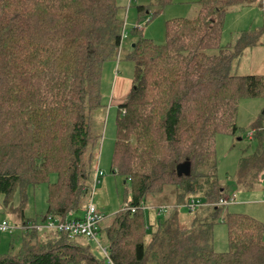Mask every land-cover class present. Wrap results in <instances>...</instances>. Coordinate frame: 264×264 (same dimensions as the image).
<instances>
[{
  "label": "trees",
  "instance_id": "trees-1",
  "mask_svg": "<svg viewBox=\"0 0 264 264\" xmlns=\"http://www.w3.org/2000/svg\"><path fill=\"white\" fill-rule=\"evenodd\" d=\"M152 1L161 8L174 2ZM251 1L264 13V0ZM246 2L201 0L195 17L168 21L163 45L140 36L131 47L128 59L136 74L119 106L112 172L124 178L132 200L100 228L113 264H264V223L248 215L227 212L230 251L219 253L213 246L216 220L226 209L219 201L230 197H224L218 179L216 137L239 131L241 99L264 97V75L232 71L257 32L221 45L228 9ZM138 12L150 13L146 6ZM124 33L117 0H0V200L5 205L18 190L24 204L27 187L48 183L42 221L86 209L101 144L93 117L103 108V69L119 57ZM261 33L264 37V28ZM253 132L250 139L259 148L241 158L238 176L254 170L258 180L264 174V109ZM170 189L176 207L200 194L211 221L190 231L174 211L149 234L146 201ZM86 196L90 200L83 206ZM27 223L23 217L21 226ZM50 233L52 240L42 239ZM23 241L20 253L1 256L0 264H106L82 237L24 230Z\"/></svg>",
  "mask_w": 264,
  "mask_h": 264
},
{
  "label": "rangeland",
  "instance_id": "rangeland-1",
  "mask_svg": "<svg viewBox=\"0 0 264 264\" xmlns=\"http://www.w3.org/2000/svg\"><path fill=\"white\" fill-rule=\"evenodd\" d=\"M201 0H174L166 7L157 6L152 0H117L121 7V16L125 21V35L123 51L115 60L105 64L102 79V103L101 108L93 117V129L98 131L101 136V144L98 152V166L105 173L103 180H108L109 185V207L103 210L105 216L101 224L103 229L113 216L125 208L131 195L127 197L124 178L114 175L112 172L113 155L117 138L116 118L119 109H114L110 117V105L108 104V91L112 85L113 67L114 74L124 75L127 72L134 75L135 65L128 59L129 51L140 36L152 40L158 45H163L167 39V23L170 20L181 18H193L199 11ZM259 1V0H258ZM138 6L149 8V14L143 17L138 12ZM139 27L137 33L134 28ZM264 28V13L261 4L247 0L241 6H234L228 9L221 38V45L227 47L234 45L241 34L245 32H257V39L249 46L243 54L235 59L232 71L236 75H264V37L261 30ZM112 64V65H111ZM130 66V67H129ZM109 67V68H108ZM106 68V69H105ZM132 68V70H131ZM134 72V73H133ZM264 109V97L243 98L239 103L237 126L239 131L235 135L220 133L216 137V157L218 167V179L225 191L224 197L232 196L236 199L235 203L226 206L225 212L220 219L216 220L213 230V246L215 251L225 253L230 251L228 226L224 224L226 213H237L248 215L264 223V179L262 174L259 179H255V171H249L244 177L238 176L239 165L243 156H251L257 152L259 143L257 140L250 139V133L254 125L260 118ZM116 115V116H115ZM110 117V119H109ZM252 138V137H251ZM51 182L55 183L58 176L53 174ZM99 186V185H98ZM48 183L38 186L30 185L26 189L27 200L23 204V198L18 190L8 205L0 200V226L3 222H8L12 230L3 233L0 231V257L7 254H18L23 248L24 230L21 227L23 217L33 223L37 221L42 224V218L48 211ZM127 197V200H126ZM194 199L199 200L201 195H195ZM90 196L83 199V206L87 205ZM177 198L173 190H168L162 195H151L146 201V221L148 215L156 216L158 220H163L166 214H158L159 208L168 207L169 213L178 212L179 223L187 230L199 231L211 221L210 210L206 204L201 205L197 211L189 212L187 207L182 204L176 207ZM185 201H187L185 199ZM184 201V202H185ZM81 213L78 211L77 213ZM43 236L42 239L50 241L54 238ZM150 238V237H149ZM148 238V239H149ZM99 242L104 248H108V241L104 231L99 233ZM92 252L100 260L108 264L101 249L94 242L89 243Z\"/></svg>",
  "mask_w": 264,
  "mask_h": 264
},
{
  "label": "built area",
  "instance_id": "built-area-1",
  "mask_svg": "<svg viewBox=\"0 0 264 264\" xmlns=\"http://www.w3.org/2000/svg\"><path fill=\"white\" fill-rule=\"evenodd\" d=\"M126 33H124L125 35ZM126 111H124L125 113ZM253 131L250 133V138L253 136ZM105 176V173L98 166L95 172L94 177V189L101 183L102 178ZM94 191V190H93ZM130 199L128 202H130ZM236 199L232 196L226 199H221L219 201V206H228L232 203H235ZM201 205H204L203 202L197 199H191L185 206L189 212H195ZM136 208L132 209V212H135ZM167 208H161L159 212H166ZM104 220V215L99 210V208L92 202V200L87 205L84 215L81 218L73 217V213H69L68 216L64 219H59L53 217L52 215L48 216L42 224L27 223L26 226L22 225L23 230H35L38 232L42 231H51L61 235H68L70 237H82L89 242H94L101 249L105 258L108 260V264H113L108 248L102 247L99 242V233L101 224ZM12 230L8 222H3L0 226V231L6 233Z\"/></svg>",
  "mask_w": 264,
  "mask_h": 264
},
{
  "label": "crops",
  "instance_id": "crops-1",
  "mask_svg": "<svg viewBox=\"0 0 264 264\" xmlns=\"http://www.w3.org/2000/svg\"><path fill=\"white\" fill-rule=\"evenodd\" d=\"M123 49L124 48L122 46L121 51H120V55H121V52L123 51ZM112 67H113V72H112L113 73V75H112L113 80H112V85H111V87L108 91V95H107L109 98L108 104L111 107L110 111H109L110 117L112 115L113 109H114V114L116 112V108H114V107H117L119 109V106L127 100V97L133 88L134 79H135V73L134 72H133L134 75H132V73L130 74L128 72L124 75H119V74L117 75L116 73L114 74V66L113 65H112ZM131 70H132V68H131ZM102 79H103V76H102ZM118 115H119V111H118L117 117H115L116 121L118 119ZM110 117H109V119H110ZM114 175H116V174H114ZM109 185H110V182H108L107 179L103 180V182H101L99 184V186H97L94 189L93 194H92L91 200L99 208V210L101 212H103V210H105V208H108L110 205V203H109ZM84 211H85V209L81 210V213L80 212L79 213H73V217L81 218L84 215ZM145 212H146V210H145ZM156 213L158 214V216L160 214H164V216H165V214H166V216L169 215V212H167V211L166 212L156 211ZM159 221L160 220H158L156 216H151V214L148 215L147 225L149 227V234H151L155 230ZM86 243L89 244L91 242H86Z\"/></svg>",
  "mask_w": 264,
  "mask_h": 264
},
{
  "label": "water",
  "instance_id": "water-1",
  "mask_svg": "<svg viewBox=\"0 0 264 264\" xmlns=\"http://www.w3.org/2000/svg\"><path fill=\"white\" fill-rule=\"evenodd\" d=\"M263 179H264V175H263Z\"/></svg>",
  "mask_w": 264,
  "mask_h": 264
}]
</instances>
